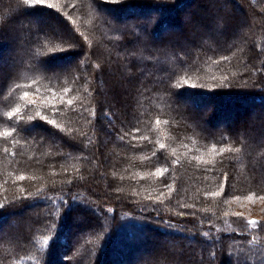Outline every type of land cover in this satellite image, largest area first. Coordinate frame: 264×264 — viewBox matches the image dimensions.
Listing matches in <instances>:
<instances>
[{
	"label": "trees",
	"instance_id": "16d2710c",
	"mask_svg": "<svg viewBox=\"0 0 264 264\" xmlns=\"http://www.w3.org/2000/svg\"><path fill=\"white\" fill-rule=\"evenodd\" d=\"M245 198L264 0H0V264H264Z\"/></svg>",
	"mask_w": 264,
	"mask_h": 264
},
{
	"label": "rangeland",
	"instance_id": "374dc122",
	"mask_svg": "<svg viewBox=\"0 0 264 264\" xmlns=\"http://www.w3.org/2000/svg\"><path fill=\"white\" fill-rule=\"evenodd\" d=\"M47 2L49 0H42ZM229 212L246 216H259L264 218V202L259 199H238L232 202Z\"/></svg>",
	"mask_w": 264,
	"mask_h": 264
},
{
	"label": "snow or ice",
	"instance_id": "6c2138e0",
	"mask_svg": "<svg viewBox=\"0 0 264 264\" xmlns=\"http://www.w3.org/2000/svg\"><path fill=\"white\" fill-rule=\"evenodd\" d=\"M25 3H28V0H25ZM49 7H51V5H49ZM25 95H27V94H25ZM69 103H71V102L69 101ZM249 223H255V222L250 221Z\"/></svg>",
	"mask_w": 264,
	"mask_h": 264
}]
</instances>
